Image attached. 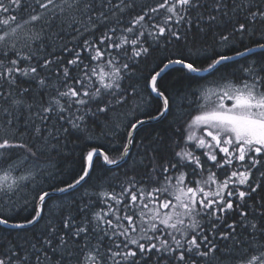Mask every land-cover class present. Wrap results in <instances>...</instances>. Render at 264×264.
I'll list each match as a JSON object with an SVG mask.
<instances>
[{
    "label": "snow or ice",
    "instance_id": "6c2138e0",
    "mask_svg": "<svg viewBox=\"0 0 264 264\" xmlns=\"http://www.w3.org/2000/svg\"><path fill=\"white\" fill-rule=\"evenodd\" d=\"M257 49L264 0H0V225L36 228L137 147L122 179L107 168L0 239V264H264Z\"/></svg>",
    "mask_w": 264,
    "mask_h": 264
},
{
    "label": "trees",
    "instance_id": "16d2710c",
    "mask_svg": "<svg viewBox=\"0 0 264 264\" xmlns=\"http://www.w3.org/2000/svg\"><path fill=\"white\" fill-rule=\"evenodd\" d=\"M211 41H209L210 43ZM264 58V52L256 51L255 56H249L248 59H261ZM240 63H244V58H238ZM143 68L144 66L141 65ZM141 88H143L144 81L140 80L137 82ZM162 83L165 87L168 88L169 92H174L177 88H180L184 85V73L180 70L179 66H173L171 69H169L166 74L164 75L162 79ZM147 93H145L146 95ZM155 103V102H154ZM172 117L169 116L165 120H158L152 123L145 124L141 128L138 129L136 132V139L137 141L141 140L146 135H154L157 131H161L163 129L167 128V121L170 120ZM106 148L112 149L114 147L111 143H105L104 145ZM69 148H71V145H69ZM137 151V147L134 146L132 149V155L127 158L126 162H123L119 168H111V171L107 173L109 177H119L123 178V173L127 170L129 165L131 164V161L135 159V153ZM79 151L74 150L72 152V159L66 161L62 167L64 169V176L63 179L67 180L68 182H71V180L75 177V175L80 171V162L78 159ZM112 158H117L119 156L118 151H112L111 152ZM53 161L55 162V153H53ZM107 167H105L102 162L97 161V167L92 172L91 177L88 179L87 183L84 185L83 188H80L78 190H73L70 193L60 194L54 196L48 203L47 210L45 212V220H42L40 222V225L36 228H33V226L26 227L25 230H18V229H7L5 226L0 225V239H15L17 236L24 237V236H31L34 231H38L39 227L42 226L47 218L49 213H58L60 208V205H67L71 202V199L73 196L79 197L81 193L84 191L92 192L93 189L89 187V185L96 184L97 180L96 177L100 176L105 173V170ZM131 175V173H129ZM118 190V189H117ZM100 205H97V208H99ZM95 210V209H94ZM31 211L29 209L28 211H22L19 216L16 217L17 220H22L24 217L28 216V213ZM73 212H75V209H73ZM219 255V254H218ZM221 259V264H227V260H225L223 257Z\"/></svg>",
    "mask_w": 264,
    "mask_h": 264
},
{
    "label": "water",
    "instance_id": "95a60500",
    "mask_svg": "<svg viewBox=\"0 0 264 264\" xmlns=\"http://www.w3.org/2000/svg\"><path fill=\"white\" fill-rule=\"evenodd\" d=\"M256 51H260V50L257 49ZM172 67H173V66H172ZM202 75H203V74H202ZM155 121H158V120H155ZM155 121H150V122H148V123H152V122H155ZM148 123H147V124H148ZM122 163H123V162H122ZM122 163H121V164H122ZM102 164H103V163H102ZM103 165H104V164H103ZM104 166L107 167V168H114L113 166H108V165H104ZM56 195H60V194L57 193ZM56 195H55V196H56ZM5 227H6V226H5ZM26 227H28V225H26Z\"/></svg>",
    "mask_w": 264,
    "mask_h": 264
}]
</instances>
